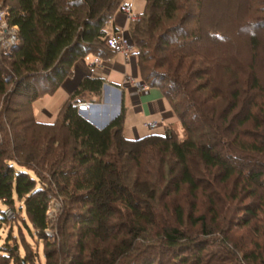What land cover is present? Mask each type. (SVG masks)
Segmentation results:
<instances>
[{
  "label": "trees",
  "instance_id": "trees-1",
  "mask_svg": "<svg viewBox=\"0 0 264 264\" xmlns=\"http://www.w3.org/2000/svg\"><path fill=\"white\" fill-rule=\"evenodd\" d=\"M5 1L18 42L0 54V202L23 203L44 264H264V15L230 31L195 14L200 0H143L125 35L182 136L168 126L126 140L124 109L102 129L78 114L100 78L78 82L51 124L31 109L80 59L112 55L105 40L118 30L105 26L121 0ZM0 262L29 264L11 247Z\"/></svg>",
  "mask_w": 264,
  "mask_h": 264
},
{
  "label": "rangeland",
  "instance_id": "rangeland-1",
  "mask_svg": "<svg viewBox=\"0 0 264 264\" xmlns=\"http://www.w3.org/2000/svg\"><path fill=\"white\" fill-rule=\"evenodd\" d=\"M5 0H0V54H9L18 40H14L13 33L16 35L15 28H9L7 26L8 19V7L7 2ZM9 2V1H8ZM122 4L128 2L132 4V13L133 16H140L144 10V1L143 0H121ZM262 7L260 5V0H200V9L195 10V14L203 15L207 24H218L221 26V29L234 30L229 28V22L232 23L234 27H237L235 22H239L242 17L255 18L259 15H264V12L261 11ZM229 21V22H228ZM235 24V25H234ZM4 25L7 26L6 32L4 33ZM128 25V23H127ZM127 25L125 26V33L127 29ZM224 26V28H223ZM243 28V27H242ZM105 30L108 33L113 32L112 21L111 23H107L105 26ZM238 30V31H237ZM238 34V57H246L247 56V45L246 38L247 33L241 28H237ZM216 33V32H215ZM255 33V31H254ZM261 44L264 46V35L257 34ZM133 53L128 54L130 56ZM262 55V52H260ZM113 54H110V57ZM114 61L122 65L123 57L119 54H115L113 57ZM2 59V58H1ZM0 59V64L4 63V59ZM131 71L130 67H126V74ZM260 70H262L260 68ZM264 70V69H263ZM262 70V71H263ZM136 78L140 79L139 72H136ZM260 75V74H258ZM264 76V71H263ZM125 76L121 72L111 71L110 76L108 77V82L116 83L125 81ZM141 81V80H140ZM154 93H150V95L142 96V100L152 97L163 98L162 93L159 88H151ZM101 94V93H100ZM61 95L64 97V92L61 88L58 89L52 95H45L41 98L36 99L31 103V109L33 116L36 122L39 123H47L51 124L55 122L56 115L60 106L62 105ZM65 98V97H64ZM84 98V97H83ZM85 97V101H86ZM164 108L168 111V105L163 103ZM119 115V114H118ZM117 115V116H118ZM116 116V117H117ZM174 123V117L169 119L166 123V127H172V125H168ZM100 123L104 124L103 121ZM143 121L133 118L129 114V110L125 114L124 118V126L122 130V136L126 140L134 139V132L139 137H144L147 135H162L164 133L165 127H157L155 129H147L142 125ZM178 126V125H177ZM173 128V127H172ZM174 129V128H173ZM176 129V130H175ZM177 131L178 138L180 139L182 136V130L180 128H175ZM61 208V204L55 198L51 199L49 202V207L47 211V223L48 229L46 230V235L48 237L53 236L54 232L52 226L55 224L57 217L59 215V211ZM0 212H2L5 216V222L0 224V255L5 254V250L9 247L18 250V255L22 262L26 259L29 261V264H44V247L43 241L38 238L31 225L29 224L25 213L23 203L14 201V208L7 207L0 202ZM6 263V262H5ZM1 264V262H0ZM12 264V263H10ZM23 264V263H22Z\"/></svg>",
  "mask_w": 264,
  "mask_h": 264
},
{
  "label": "crops",
  "instance_id": "crops-1",
  "mask_svg": "<svg viewBox=\"0 0 264 264\" xmlns=\"http://www.w3.org/2000/svg\"><path fill=\"white\" fill-rule=\"evenodd\" d=\"M127 23L128 21L126 20V17L122 13L118 12L112 21L113 27L118 30L116 34L121 32L125 33L124 28ZM114 55L115 54L104 60L100 59L101 66L97 68L94 75H90L87 69V63H90L93 60L92 55H87L82 60L80 59L76 64H74L72 68V75L67 81V85H61L59 87L65 94V98L63 97V95L60 96L61 100L63 101L62 104L67 100L68 92L73 91L76 88L78 82H80L83 78L96 77L103 80L100 96L96 98L91 94H85L83 102L80 103L83 104V107L79 109V111L86 113V120H90L92 122L90 123L94 127L100 129V127L103 125L102 123H100V121H103L104 124H108L120 113L121 109H124V118L126 112L129 110V114L131 117L143 121V127L144 123L150 122L162 123V126L159 127H166V122L169 119L173 118L170 111H167L164 108L163 103L165 102V104L167 105L166 101L163 98L152 96L143 101L141 98L142 96L150 95V93L154 92L149 89L145 93H140L129 84L130 79L140 81V79L136 78V72L138 70L133 55L124 56L122 54H119L123 57L122 65L117 64L113 60ZM126 67H130L131 69V71H129L128 69L127 74ZM111 71L123 73L126 80L121 83L108 82V77L110 76ZM58 89L56 91H58ZM85 97L87 98L86 101ZM168 125H172L174 129L177 127L180 128L179 126H177L176 120L172 124H170L169 121ZM138 137L139 136L134 132V139Z\"/></svg>",
  "mask_w": 264,
  "mask_h": 264
},
{
  "label": "built area",
  "instance_id": "built-area-1",
  "mask_svg": "<svg viewBox=\"0 0 264 264\" xmlns=\"http://www.w3.org/2000/svg\"><path fill=\"white\" fill-rule=\"evenodd\" d=\"M131 10H132V4L128 2L122 4L119 7V12L122 13L126 17V20L128 22L129 21L133 22L137 20L138 18L136 16L131 15ZM105 45H106V48L112 54H122L126 56L130 53H133L134 51L133 45L128 41L124 32L108 36L105 40ZM100 66H101L100 58L93 56V60L90 63H87V69H88L89 74L94 75L96 73L97 68H99ZM68 80L69 79H65L62 82V85L66 86ZM129 84L140 93H145L149 90L148 86L143 84L141 81L130 79ZM77 107L79 110L83 107V104L79 103ZM159 126H162V123H157V122L144 123V127L150 130L155 129Z\"/></svg>",
  "mask_w": 264,
  "mask_h": 264
},
{
  "label": "water",
  "instance_id": "water-1",
  "mask_svg": "<svg viewBox=\"0 0 264 264\" xmlns=\"http://www.w3.org/2000/svg\"><path fill=\"white\" fill-rule=\"evenodd\" d=\"M5 27H7L6 25H5ZM13 39L14 40H17V37H16V35L13 33ZM78 114L81 116V117H83L85 120H86V113L85 112H82V111H79L78 110ZM89 123L91 122L90 120H87ZM92 123V122H91ZM107 124H103L101 127H100V129H102V128H104L105 126H106Z\"/></svg>",
  "mask_w": 264,
  "mask_h": 264
},
{
  "label": "bare ground",
  "instance_id": "bare-ground-1",
  "mask_svg": "<svg viewBox=\"0 0 264 264\" xmlns=\"http://www.w3.org/2000/svg\"><path fill=\"white\" fill-rule=\"evenodd\" d=\"M6 28H7V27H5V25H4V33L6 32ZM12 39H13V38H12Z\"/></svg>",
  "mask_w": 264,
  "mask_h": 264
}]
</instances>
